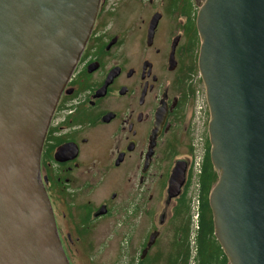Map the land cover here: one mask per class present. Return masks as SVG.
I'll return each mask as SVG.
<instances>
[{
    "label": "flooded vegetation",
    "instance_id": "1",
    "mask_svg": "<svg viewBox=\"0 0 264 264\" xmlns=\"http://www.w3.org/2000/svg\"><path fill=\"white\" fill-rule=\"evenodd\" d=\"M204 3L99 1L40 152L39 180L65 254L74 247L91 251L94 231H107L108 220L116 217L123 231L139 228L142 218L146 231L168 224L174 251L184 256L194 193L200 218L198 177L209 143L197 114V93L207 104L205 88L193 69L200 46L196 20ZM159 200L169 216L161 214L155 225ZM61 231H72L74 240ZM128 240L121 264H171L173 249L159 252L157 234L146 237L138 256L125 254Z\"/></svg>",
    "mask_w": 264,
    "mask_h": 264
},
{
    "label": "water",
    "instance_id": "2",
    "mask_svg": "<svg viewBox=\"0 0 264 264\" xmlns=\"http://www.w3.org/2000/svg\"><path fill=\"white\" fill-rule=\"evenodd\" d=\"M99 1L0 0V264H69L39 160ZM196 28L214 236L228 264H264V0H205Z\"/></svg>",
    "mask_w": 264,
    "mask_h": 264
},
{
    "label": "rangeland",
    "instance_id": "3",
    "mask_svg": "<svg viewBox=\"0 0 264 264\" xmlns=\"http://www.w3.org/2000/svg\"><path fill=\"white\" fill-rule=\"evenodd\" d=\"M198 46L199 45L197 44L195 48V50L197 51H198ZM202 88L204 91L203 83H202ZM200 97L202 99V93ZM207 118L205 121V126H207L209 122V118L208 119ZM164 206L165 205L162 200L157 201L155 217H154L155 225L157 224V221L159 220V217L161 214L166 213L167 218L169 216L168 207L166 208V206L165 207ZM118 223H119V219L115 217V218L108 220V230L107 231H94L95 236L93 237V245L91 247L92 248L91 251H87L86 249L81 250L76 247L77 250L75 252V247H74V249H72L74 251H71L70 256L67 251H66V254L64 252L65 256L66 255L68 256V258L67 256L66 258L69 264H121L120 262L122 260L121 249L123 248V245L125 243L124 240L129 239L128 240V250H124L125 254L130 255V257L138 256L139 252L144 246L145 239L149 234H151L152 236L157 234L159 252L167 253L171 251L172 245L174 243L173 242L171 244V241L173 240V231L169 229L168 224L163 227H158L157 231H146L148 227V222L144 218H142L139 228L135 227L132 231H123L122 228L118 227ZM60 233L62 234V236H65L67 233H70L71 240H74V235L72 231H61ZM190 234H191V231H190ZM189 245H190L191 256H192L191 262H193L194 264V260H193L194 245L191 242V239L189 240Z\"/></svg>",
    "mask_w": 264,
    "mask_h": 264
},
{
    "label": "trees",
    "instance_id": "4",
    "mask_svg": "<svg viewBox=\"0 0 264 264\" xmlns=\"http://www.w3.org/2000/svg\"><path fill=\"white\" fill-rule=\"evenodd\" d=\"M197 70V68H193ZM205 161L202 166V173L198 177L200 186V218L198 222V230L196 232L194 241V256L193 260L196 264H228L227 257L223 253L220 245L214 237V227L211 210L208 204V196L217 182L218 176L211 165L209 158L210 145L206 147ZM188 211V206H187ZM187 238L189 235V228L186 231ZM179 247V246H178ZM189 242L186 241L185 248L183 249L184 256L181 252L174 251V244L172 245L173 254L171 256V264H189L191 257V249ZM181 259V262L179 261Z\"/></svg>",
    "mask_w": 264,
    "mask_h": 264
},
{
    "label": "built area",
    "instance_id": "5",
    "mask_svg": "<svg viewBox=\"0 0 264 264\" xmlns=\"http://www.w3.org/2000/svg\"><path fill=\"white\" fill-rule=\"evenodd\" d=\"M197 114L201 117V119L204 121V125H205V121L207 118V114H206V105L205 103L202 101L200 95L197 93ZM204 114L206 116H204ZM193 198L191 201V242L194 245V239H195V233L198 230V218H199V197L197 193L193 194Z\"/></svg>",
    "mask_w": 264,
    "mask_h": 264
},
{
    "label": "bare ground",
    "instance_id": "6",
    "mask_svg": "<svg viewBox=\"0 0 264 264\" xmlns=\"http://www.w3.org/2000/svg\"><path fill=\"white\" fill-rule=\"evenodd\" d=\"M190 248V247H189Z\"/></svg>",
    "mask_w": 264,
    "mask_h": 264
}]
</instances>
